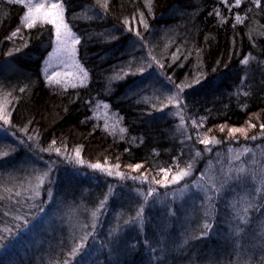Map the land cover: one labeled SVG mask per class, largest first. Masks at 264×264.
Wrapping results in <instances>:
<instances>
[{
	"label": "trees",
	"instance_id": "16d2710c",
	"mask_svg": "<svg viewBox=\"0 0 264 264\" xmlns=\"http://www.w3.org/2000/svg\"><path fill=\"white\" fill-rule=\"evenodd\" d=\"M60 3L87 72L74 87L45 76L54 26L24 28L26 8L0 0V104L8 109V122L0 120V264H264V208L245 213L264 196L254 191L264 188V156L251 165L252 146L264 144V0L241 22L222 0ZM181 83L191 86L170 103ZM249 121L256 127L247 138L229 134ZM197 137L220 142L205 151ZM227 146L252 149L210 179L209 165ZM77 149L83 163L68 158ZM193 158L191 175L163 184L161 168H171V179ZM97 163L126 178L94 169ZM135 164L142 167H129ZM49 168L37 207H20L15 191L30 195L24 189ZM209 196L214 209L206 216ZM141 207L143 224L131 223ZM17 212L26 219L15 221ZM205 222L211 228L203 235ZM85 232L92 234L83 251L70 256Z\"/></svg>",
	"mask_w": 264,
	"mask_h": 264
},
{
	"label": "snow or ice",
	"instance_id": "6c2138e0",
	"mask_svg": "<svg viewBox=\"0 0 264 264\" xmlns=\"http://www.w3.org/2000/svg\"><path fill=\"white\" fill-rule=\"evenodd\" d=\"M218 2H221V0H218ZM222 2L228 4L229 10L231 11L232 7H240L241 5V0H235V4L232 5L231 3H229V0H222ZM252 2L259 4L260 0H252ZM9 3L11 4H19L22 5L24 8H26V11L23 13L22 17H21V21H22V25L24 28L27 29H32L33 27H35L38 23L39 24H46V25H52L55 28V35H56V49L54 50V53L50 54V55H56L58 59H60V62L65 65L68 66L70 63L72 66L76 67L79 69L80 73H82L83 77H87V72L83 70V68L79 65L78 61H76V45L80 43V40L77 36L74 35V33L71 31V29L69 28L68 24L65 23V19H64V13H65V5L64 3H60V2H51V0H9ZM141 23H143L144 27L147 28L148 24L144 21L143 16L144 13H141ZM237 21L240 20V17L237 16L236 17ZM131 30V29H129ZM20 31V28L18 27L15 31H13L11 33V35L8 37V39H11L12 37H15ZM139 35V33H137ZM241 63L243 64H248L249 61L247 58L243 59L241 61ZM260 64H264V61H259L258 65ZM141 72L145 71L144 68L140 69ZM45 74H46V78L48 80V82L51 83H56L59 84L61 83V79L60 77V73L56 72L53 73L52 75H47V69H45ZM70 75H73L74 78L79 79L80 77L76 75V73H70ZM169 80H171V78L169 77ZM196 83H199V79L197 78ZM75 85H73L74 87ZM191 85H187V84H174V87L176 89V94L173 96L169 97V102H173L175 101L177 103V105L179 104V100H180V94L183 93L184 89L186 87H190ZM23 90V89H21ZM245 95H248V93H245ZM204 118H201V123L203 122ZM0 120H3L4 122H8V109L0 104ZM181 120L183 121V116H181ZM193 124H196V121H193ZM182 126V125H181ZM226 126V125H225ZM225 126H221V131H223ZM250 127H256L255 124H249ZM260 128L262 130H264V123L260 124ZM121 132L125 131L124 129L120 130ZM235 133H241L243 134L246 138H247V131L245 128L243 127H231L229 128V134H235ZM189 139H191V137H188ZM198 142L202 143L205 145V151H210L211 149H209L207 147V145L212 144V143H219L220 141L216 140L215 138H204V139H199V137H197ZM252 139H256L255 136L252 137ZM55 141L52 142L53 145H55ZM48 151H55V153L57 155L61 154V149L60 148H49L47 149ZM245 151H248L247 149H245ZM5 156L8 155V153H4ZM81 153L79 151V149L76 150L75 152V156L74 157H68L70 159H73L74 162L76 163H83L82 159H80ZM196 156H200V152L196 153ZM175 159V158H174ZM194 158L192 159V162H186V167L184 168H179V166L177 165V172L175 174H173L171 176V179H169L168 173L171 171V168H161L160 171L164 173L163 176V184L167 185V184H172V183H177L181 180H183L185 177L191 175L192 170L194 168ZM92 167L94 169L100 170L101 172H106L107 175L112 176V175H118L120 176L122 179L126 178L122 173L116 172L113 173V171L111 169H106L104 168L103 165H101L100 163L97 164H93ZM116 168H119L120 165L117 164L115 166ZM129 167H132L134 170H139L142 167V164H135V165H130ZM240 171H243V169H240ZM51 172L52 169L49 168L47 171H44L43 174L41 176L37 177L38 183L32 187L31 189H24V192H31L30 195L24 196L22 195L21 191H15L14 196L16 198H18L16 200V203L18 205H20V207H29V208H36L37 205L35 203V201L41 196V190L43 188V186L45 185L46 181L47 182H51ZM143 176V179L145 182H147V176L141 174ZM140 177H134V179H139ZM156 184H160L162 183L161 180H154L153 181ZM9 192H11V190H7ZM155 191V189H149L147 191V193L145 194V202H147V198L149 196H152L153 192ZM257 194L260 193H264V188L261 189H255L254 190ZM3 197L0 196V200H2ZM9 199H11V196L9 197ZM206 199L209 201V211L205 212L206 216H211L212 214V210L214 209V204L211 203V201L213 200L212 197H206ZM25 200L28 201H32V203L30 204H25ZM108 200V196L105 195L104 199L100 201L99 204V208H97L96 211L92 212V217H93V224L92 227L95 228L96 224H95V220L98 217V214L101 213L102 209L105 207L106 202ZM262 208H264V196H261V202L259 204L255 203V202H251L248 205V208L245 209V213L247 214L249 209H253L256 211H260ZM13 210H15V206L13 207ZM23 219H26V216L22 213L17 212V214L14 216V220L15 221H21ZM240 219L245 220V222H247L246 220V216L240 217ZM131 223H140L143 224V207H141L137 212L135 217L132 218V220L130 221ZM85 227H88L87 225H85ZM204 228V232L202 233L203 235L207 234V231L210 230L211 225L207 222H205V224L203 225ZM4 231H10L8 228H5ZM92 233L89 232H85V234L80 238L79 242L73 243V246L71 248L70 251V256H75L76 254H79L83 251L87 239L88 237L91 235ZM3 238H0V242H2ZM64 264H69L68 260L64 261ZM74 264V262H73Z\"/></svg>",
	"mask_w": 264,
	"mask_h": 264
},
{
	"label": "rangeland",
	"instance_id": "374dc122",
	"mask_svg": "<svg viewBox=\"0 0 264 264\" xmlns=\"http://www.w3.org/2000/svg\"><path fill=\"white\" fill-rule=\"evenodd\" d=\"M51 2H60V0H51ZM249 2H250L249 0H241L240 7H232L233 20L234 21L241 22V21L249 18L248 17V8H250L251 4H253V2L251 4H249ZM229 3L234 5L235 0H229ZM225 5H226L225 8L229 9L228 4L225 3ZM237 16L240 17L239 21H237V19H236ZM98 19H102V17H100V15H98ZM56 47H57V45L55 44L52 53H54V50L56 49ZM76 61H77V59H76ZM45 69H47V75H52L53 73H56V72H59L61 74L59 77L61 79V83H59V84L51 83L52 85H59V86H63V87L64 86L69 87V86H73V85L78 86V85H81L82 83H84L87 79V77H83L82 73H80L79 69L72 66L71 63L68 66L63 65L60 62V59H58L56 55H50L47 58V61L45 62ZM70 73H76V75L79 76L80 78L76 79V78H74L73 75H70ZM45 76H46V74H45ZM250 123H251V121H249V123H247L246 125L239 126V127L245 128L246 131L248 132V130L251 128L249 126ZM251 124H253V123H251ZM239 127H237V128H239ZM228 131H229V129H228ZM235 134L243 135L241 133H235ZM252 147L254 149H252ZM252 147L247 148L245 146H239V147L227 146V150L225 152L226 154L222 153L219 156H217L215 165H213V164L209 165V167L211 169L208 168L206 175L210 179H212V178L215 179L217 176L215 173V169L218 171L221 169V166L224 164L226 167L231 165L230 163L232 161L239 160L243 154H245L246 152H251V149H252V156H251V162L252 163H251V165H254V161L257 160V156L258 157L264 156V144H262L260 149L257 148L258 144H256L255 146H252ZM245 149H247L248 151H245ZM254 153H260V154L256 155ZM260 159L261 158H258V160H260ZM263 168H264V165H263ZM225 171H228V169H225Z\"/></svg>",
	"mask_w": 264,
	"mask_h": 264
}]
</instances>
